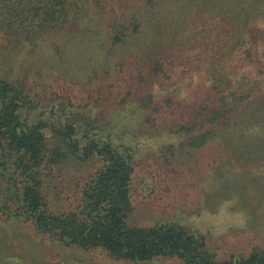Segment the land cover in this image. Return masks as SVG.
Here are the masks:
<instances>
[{
	"label": "rangeland",
	"instance_id": "374dc122",
	"mask_svg": "<svg viewBox=\"0 0 264 264\" xmlns=\"http://www.w3.org/2000/svg\"><path fill=\"white\" fill-rule=\"evenodd\" d=\"M3 22L0 82L24 88L39 104L35 111L53 123L46 131L71 117L73 124L98 120L131 135L129 225L177 221L206 235L221 259L264 249V158L248 157L257 137L241 138L249 132L236 128L237 143L213 140L197 150L189 145L197 132L182 127L198 104L210 103L211 72L230 71L241 92L264 81V0H86L77 18L32 43L5 32ZM245 72L253 85L249 77L241 82ZM102 165H56L42 188L48 209L76 208ZM7 185L0 179V202ZM0 264L184 263L117 260L102 248L65 245L0 209Z\"/></svg>",
	"mask_w": 264,
	"mask_h": 264
},
{
	"label": "trees",
	"instance_id": "16d2710c",
	"mask_svg": "<svg viewBox=\"0 0 264 264\" xmlns=\"http://www.w3.org/2000/svg\"><path fill=\"white\" fill-rule=\"evenodd\" d=\"M83 1L0 0L3 29L35 42L77 18ZM144 1L154 4L156 0ZM260 55L264 58V52ZM211 73L215 93L208 96L210 103L198 104L196 115L182 125L197 132L189 145L202 150L219 139L233 145L237 140H231L232 132L245 127L249 133L241 138L257 137L259 142L248 157L264 158V148L259 149L264 145V81L241 92L231 85L230 71ZM260 74L264 75V66ZM248 77L245 72L241 82ZM253 100L256 106L250 107ZM38 105L21 86L0 82V179L8 183L0 209L8 218L32 221L37 232L55 241L83 249L102 248L117 260L140 262L161 257L184 264H264L261 248L218 258L206 235L177 221L129 225L127 218L135 209L131 190L136 147L125 135H131L113 133L110 124L98 120L73 124L71 117L61 119L59 125L54 124L53 133L48 132L46 127L53 123L40 116L43 112L35 111ZM69 161H103V165L84 185L81 203L70 211L55 213L48 209L43 184L56 165Z\"/></svg>",
	"mask_w": 264,
	"mask_h": 264
}]
</instances>
